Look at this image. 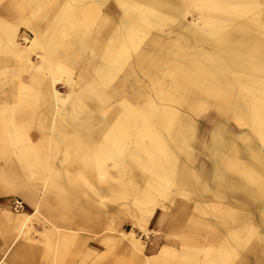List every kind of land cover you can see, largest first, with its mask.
Returning a JSON list of instances; mask_svg holds the SVG:
<instances>
[{
	"label": "rangeland",
	"instance_id": "374dc122",
	"mask_svg": "<svg viewBox=\"0 0 264 264\" xmlns=\"http://www.w3.org/2000/svg\"><path fill=\"white\" fill-rule=\"evenodd\" d=\"M6 1L8 0H0V4ZM11 1L17 13L21 9L25 10L21 22L13 27L27 25L37 32L34 35L29 30L25 31V28L21 31L19 29L16 41L23 47L28 44L24 37H37V40L27 52L34 67L23 65L17 56L13 71L6 69L0 73V89L9 83L17 84L21 75L30 76L26 83L28 91L20 93L23 100L20 102V96L18 105L20 108L27 103V119L26 122H17V128L12 130L15 138L9 132L12 116L5 113L4 108L0 109V190L7 189V192H0V264H146V256L155 255L164 245L177 250L176 254L156 264H264V250L262 255L257 256L250 248L258 239L251 229L243 230L242 236L248 238V244L244 247L224 249L218 240L220 235L225 239L236 229L230 222L221 225V218L223 221L231 220L229 214L220 210L222 207L235 211V219L243 220L245 216L255 214L258 217L264 216L258 206L264 201L263 188L257 197L249 193L239 194V190L230 185L224 188L216 177L203 179L202 171L194 168L201 164L208 165V168L214 167L212 160L218 162L219 168L222 165H232L229 155L223 153V157H220L216 147H213L212 152L207 148L222 138L215 123H219V117L225 116L220 115L218 106L212 104L219 102L217 90L216 93L209 94L204 89V77L200 74L205 69L202 64L204 60H195L191 65L186 63V58L194 56L198 48H208L214 39L213 35H209L210 29L220 26L206 25L207 39L196 42L197 46L191 47L187 55L184 54V49L166 47V41L172 39L167 40L163 32H168L170 29L167 27L177 21L174 14H169L174 20L173 23L171 21L164 25L167 28L165 31H140L129 37L127 42L113 44L114 40L111 38L116 35L114 25L107 22L101 24L105 17L102 14H106L103 8L112 6L118 11L107 9L116 16L107 14L115 24L118 22L117 15L123 18L124 31L129 28L127 23L131 21L123 14V8L114 4L113 0H97L100 15L95 14V8L90 10L94 6L89 5L91 0ZM177 1L182 3L184 12H188V22L195 23L199 15L204 14L224 15L218 10L219 5H210V0ZM101 3H105L101 6L103 8L100 7ZM234 4L237 7L241 5ZM246 5L247 3L243 7ZM260 5L264 6L262 3ZM247 9L248 7L244 11ZM251 15L242 13L241 18ZM240 24L242 21L238 23ZM7 26L9 25L0 22V54L5 56L9 55L11 42H8V38L13 37L14 31L13 27L8 29ZM231 26L228 25V28ZM98 28L104 33L99 34L101 40L95 41ZM175 34L177 32L173 31L168 36L176 38ZM107 42L110 45L106 47ZM121 45L124 51L119 49ZM146 48H150L148 53L143 50ZM105 51L113 57L112 60L104 58ZM88 60L92 65L88 64ZM103 65L107 69L99 70ZM144 70L149 75L144 76ZM40 76L48 81L59 78V90L65 99L62 106L64 109L73 107L74 96L70 98L72 88H77L86 96L89 93L94 95L99 105L95 101L83 99V106L67 114L68 122L65 125L68 126L62 127L58 125L61 123L60 114H51L49 119L48 115L46 118L44 116L47 101L43 98V89L47 83ZM157 77L163 80L157 81ZM116 85L118 90H111ZM110 90L114 93L111 98L108 96ZM121 97H127L133 106L139 104L141 110L124 121L123 131L121 130L124 140L131 146L141 141L143 146L137 148L133 155V151L127 147L120 155L112 156L108 161L107 174L103 176L96 170L97 158L101 154L98 141L102 136L92 126L79 127V122L94 118L95 115L106 118L100 115L101 107H106ZM149 98L160 104L170 105L171 110L161 116L154 114L151 112L153 105ZM117 111L118 108L112 113ZM209 113H214L215 123L206 118L205 115ZM229 118L240 131H244L239 140L230 145L240 150L239 147L243 145L248 148L242 142L245 138L246 141L251 138L260 142L249 125ZM185 120L189 125L190 122H200L202 132L207 130L202 138L203 146H196V134L192 128L189 131L185 126ZM154 127L155 131H152ZM36 128L38 132L34 135ZM131 128L145 133L140 135ZM222 135L225 137L226 133L223 132ZM154 140L163 143L146 149V144L153 145ZM30 142H34L36 153L27 155L29 177L24 175L17 162L11 164L24 182L33 180L34 185L27 182L20 190L15 191L14 186H8L14 180L11 177L7 180L3 178L5 170L1 167L4 165L5 152L12 158L13 155L9 153L11 150L29 147ZM198 142L200 144V138ZM243 160L247 161L249 158ZM78 164H81L83 173L76 167ZM192 172H196L197 176ZM232 173L242 175L238 169ZM148 180H152V185H147ZM216 181L221 185L219 187L222 191L233 188L241 200L235 199L234 193H230L229 196H232L227 198L221 197L223 193L219 197L213 195L219 189L215 188ZM261 183L264 182L258 177L253 182L250 181L249 185L256 188ZM68 186H73V189L75 187V190L69 192L73 196L66 198L61 192L62 188L66 189ZM94 186H97L96 192L93 190ZM146 190L155 200L164 204L163 207H156L147 224L142 220ZM209 197L212 199H208ZM213 203H221V206ZM39 204L41 215L34 219L30 234L12 245L18 229L15 221L20 218L22 211L33 213ZM96 217L97 219H93ZM245 224L242 222L240 226H248ZM55 227L77 230L78 234L72 242L66 244H59L54 237L48 248L44 234L46 230ZM128 230L136 231L134 241L138 240L143 245V254L123 237L122 233ZM106 239L113 241L108 243L109 240ZM184 246H187V254L178 253ZM26 248L27 255L21 254Z\"/></svg>",
	"mask_w": 264,
	"mask_h": 264
},
{
	"label": "bare ground",
	"instance_id": "6f19581e",
	"mask_svg": "<svg viewBox=\"0 0 264 264\" xmlns=\"http://www.w3.org/2000/svg\"><path fill=\"white\" fill-rule=\"evenodd\" d=\"M210 2V5H212L213 7L219 5L220 7L218 8V10H220L224 15H221L217 12V14L215 13L216 15H199L197 21H194L195 23H192L188 22V12H184L182 3L177 0H113L114 4H117V6L123 8V14L131 20L127 23L129 24V28H127L125 31L123 30L122 27L123 25H125V22L124 19L119 15H117L118 20L116 19L118 22H116L115 24L113 19L107 13H110L114 16H116V14L107 9H114L115 11L116 9L112 6L106 8L101 7L105 3H101L100 5V7L103 8L106 13L102 14L105 15V17L102 18L101 24L104 25L107 22L114 25L113 31L116 32V35L111 38L114 40L113 44L125 41L127 42V39H129V37L137 35L140 31H153V29H156V31H165V29L169 28L170 30L168 32H163L168 38L167 40L172 39V41H166V44H168L166 47H178L179 49H184V54H187V51L191 47L197 46L196 42L207 39L205 36V33L208 34V32L205 30L206 25L216 24L220 26L216 29H210L209 35H213L214 39L212 43H210L208 48H198L194 56H189V58H186V63H189V65H191L196 62L195 60H199V62H202V60H204L202 64L205 65V69L203 70V73H200L204 77V79H202L203 83H205L204 89L208 90L209 94H213V92L216 93L217 90L219 102L212 104L217 105L220 115L225 116V118L219 117V123H215V119L213 118L214 113L205 115L211 123L214 122L218 125V129L222 137L219 142L215 143L214 145L212 144V147L208 146L207 148L212 152L214 149L213 147H216L217 151L220 154V157H223V153L224 155H229V157H231L232 159V165L231 167H225L222 165L219 168L218 162H216V160H212L214 167L212 166L211 168H208V165L201 164L199 165V167L198 165H195L194 168L200 169L202 171L203 179L208 180L212 177H216V179L218 178V183L222 184L224 188H226V185H230L236 188V190H239V194L249 193L253 197H257L256 195L261 192L262 188L264 191V183H261L260 186L253 188L249 185V182H253V180L258 177L264 182V6L261 7L260 5V3L264 5V0H210ZM234 3L241 5L237 7ZM245 3H247V5L243 7ZM89 5H94L90 8V10L92 8H95L96 15L101 14L99 10L100 8L96 6L99 5V1L91 0ZM247 7V11H244ZM116 12L118 13V11ZM242 13H251L252 15L242 19ZM169 14L176 15L175 20L177 21L173 25L164 28V25L171 23V21L173 23L174 19H171ZM241 21L242 24L238 25V23ZM228 25L232 26L228 28ZM23 27L29 30L32 34H36L33 28L27 25ZM18 30L19 27H16L14 29L13 37L11 38L14 49L13 53L15 56H18V58L22 60L23 65L34 67L35 64L32 65V61L27 52L33 46L34 42H36L37 37L33 39L24 37V40L28 44L21 47L15 39ZM173 31L177 32V34L181 35V37H178L177 34H175L176 38L168 36L171 35ZM103 33L104 32L100 31V29L98 28L95 41L101 40L99 34L101 35ZM105 45L107 47L110 45V43L107 42L105 43ZM122 48L123 47L121 45L119 49L121 51H124V49ZM143 50L148 53L150 51V48H146ZM105 52L106 54L104 58L112 60L113 57L110 56L107 51ZM119 54L121 53L119 52ZM8 61L9 58H6L4 61L1 59V65L3 62ZM135 62L137 63V61ZM88 64H91L89 60ZM101 69L106 70L107 66L103 65V67H101L99 70ZM144 73V76L149 75V72L147 70H144ZM40 77L43 79L44 83H47L45 89H43V98L47 101L45 104L46 109L43 111L44 116L46 118L48 115L49 119L51 114L52 116H57L58 114H60L59 119L61 123L58 125H61L62 127L65 125V123L68 122V118L66 117V115L72 113V111H77V107L83 106V99L95 101L97 105H99L94 95L89 93V95L86 96V94H84L82 91H78L77 88H72L70 91L71 96L70 94L69 96L70 98L74 96L73 107L71 109H64V107L62 106L65 102V99L63 98V94L59 90V78L57 77L53 80L48 81L44 79V77ZM27 79V76L24 75L21 77L18 85H9L6 89L0 90V100H6L4 102L2 101L3 104L0 105V109L4 108L5 113H8L12 117H14L13 119H11L12 121H15L16 118L18 121L26 122L28 112L25 107H20V109H17L16 101L20 96V101H22L23 99L20 93L28 91L27 87L25 86V82L27 81ZM157 79V81L163 80L161 79V77H157ZM118 85H116L115 88L111 90L117 91ZM16 88L20 89L19 95H17L15 91ZM111 90L108 93V96L110 98L114 96V93ZM149 100L153 105L151 112H153L154 114L161 116L167 113L168 110H171L170 105L160 104L156 102V100L151 98H149ZM11 101L15 102L14 106L9 104V102ZM25 105L27 106V103ZM117 108L118 111L112 113V111L116 110ZM101 109L102 110L100 111V115L106 118H99L95 115L94 118H86L84 120H81L79 122V127L88 128L92 126L94 130H96V132H98L102 136V138L98 141L100 142L99 146H101V154L97 158L96 170L98 173H100V175L106 176V169L109 166L108 161L110 158H112V156L120 155L121 152L124 151V149H127V147H129L133 151L131 153V155H133L137 148L143 146V142L141 141L138 143H134V145L131 146L127 143V141L124 140L125 136L122 134V125L124 121H127L128 117L135 116L136 114L141 112V110L139 109V104H136L134 106L131 105V102L128 101L127 97H121L111 104L107 105L106 107H101ZM82 112H84V109ZM229 117L236 119L240 124L249 125V127L253 129L254 133L260 139V142L253 141L251 138H249V141H246L247 138H245L242 142L243 144H246L248 148L243 145L242 147H239L240 150H237L236 147L230 145V143L235 142V140L238 141V138L244 131L243 129H241L240 131L236 125L232 124ZM185 126L188 127L189 131H191L192 128L193 132L196 134V140L199 141L200 138V144H198L199 142L197 141L196 146H203L201 142L204 141L202 138L203 135L207 134V130L205 129L204 133L202 132V124L200 122L197 124H191L190 122L189 125V123L185 120ZM57 129L58 128H53V130ZM74 129L77 130V127L74 126ZM131 129L140 135L145 133L142 130H138L135 128ZM152 131H155V127ZM223 132L226 133L225 137L222 135ZM158 141L159 142L154 140L153 145L146 144V149L154 148L157 145H161L163 143H161L160 140ZM85 142L89 141L85 140ZM94 145L96 146L95 143ZM27 151L28 154H30L31 147L27 148ZM186 153L187 155H189L188 150L186 151ZM26 155L27 153L25 150H22L21 153L15 151L13 158L17 160L18 165L21 166L24 174L29 177V161L23 160V157ZM248 158L249 160L247 161L243 160ZM114 164L115 166H117L116 163ZM76 167L80 168L81 164H78ZM1 168L2 170H5V172L7 171L10 175H12L15 178V181H17V175L13 172V169L11 170L9 167V158L5 159L4 165H2ZM234 169L241 170L242 175H235V173H232L235 172ZM80 172L83 173L81 168ZM192 173L197 176L196 172ZM83 178H85V175ZM151 181L152 180H148L147 185H152ZM218 183L217 181L214 182V184L216 185L215 188L219 189L218 192L213 195L219 197L220 193H223L221 197L227 198L230 193H234L233 188L232 190L225 189L222 191V189L220 188L221 185ZM8 186H12V184L9 183ZM96 187L97 186L93 187V190L95 192L97 190ZM18 188L19 187L15 185V190ZM0 192H7V189L3 188V190H0ZM61 195L66 198L70 197L68 190L64 188L63 192H61ZM231 196L232 194L229 197ZM144 197H146V199L144 201L142 220L145 224H147L153 217L156 207H163L164 204H162L160 201L155 200L147 190L144 192ZM208 199H212V197H209ZM235 199L240 201L241 197L238 194H235ZM213 204L221 206V203ZM258 206L261 207V210L264 213V201ZM40 207L41 204L37 205L33 213L22 211V213L20 214V218L15 221V225L18 226V229L12 245H14L24 236L30 234L33 228L34 219L40 218ZM220 210H224L231 217V220L228 221H223L221 218V225L230 222L234 226H236V229L232 230V232L229 233L225 239H223L224 236L221 235L218 237L221 246H223L224 249H228L234 246L244 247L248 244V238L242 236L243 230L251 229L252 232L257 235L258 239L251 244L250 248L252 249L254 255H262V252L264 250V216L258 217L255 214V216L251 217L245 216L242 220L235 219V216L233 215L235 214V211L227 207H222ZM93 219H97V217ZM242 222H245V225L248 226H240V223ZM135 233V230H128L124 231L122 235H124L123 237L125 239L134 244V248L136 250L143 254V245L138 240L134 241ZM76 234H78L77 230H63L61 228L55 227V229L46 230L44 237L46 238L47 247L50 248L54 237H56L59 244H66L68 242H72V239H74ZM106 240H109L108 243L113 241L110 239ZM186 247L187 246H184L178 253H183L185 255V253L187 252ZM27 250L28 248L24 249L21 254L24 253L25 255H27ZM175 251L177 250L164 245L155 255L146 256V264H156L157 262L166 259V257L175 255ZM7 252L8 250L6 251V253ZM186 257H188V255H186Z\"/></svg>",
	"mask_w": 264,
	"mask_h": 264
},
{
	"label": "crops",
	"instance_id": "0c3cea01",
	"mask_svg": "<svg viewBox=\"0 0 264 264\" xmlns=\"http://www.w3.org/2000/svg\"><path fill=\"white\" fill-rule=\"evenodd\" d=\"M24 9H21L20 10V13H17L16 12V9L14 8V4L12 3V1L11 0H8V1H6V2H4V3H2V4H0V22L3 24V25H9V26H7L8 27V29L9 28H12L13 26H15L17 23H20L21 22V20H22V18H23V15H24ZM19 20V21H18ZM17 26H19V29H20V31L24 28L23 26L24 25H17ZM16 27H13V29H15ZM35 28V27H34ZM36 30V29H35ZM25 31H28L27 29H25ZM37 33V32H36ZM8 42H11V39L10 38H8ZM10 48H9V55H7V56H5V55H1L0 54V73L2 72V71H4V70H6V69H8L9 70V72H11V71H13V69H14V66H15V59H16V57L17 56H15L14 55V53H13V51H14V49H13V45H12V42L10 43ZM6 58H9V61L8 62H3L2 63V65H1V59L4 61ZM22 76H24V75H21V77ZM26 76H27V81L25 82V86H26V83L30 80V76L28 75V74H26ZM21 77H20V79H21ZM19 82H20V80H19ZM19 82L17 83V84H13V83H9L8 84V86L9 85H18L19 84ZM8 86H5V87H3L2 89H0V90H3V89H6ZM27 87V86H26ZM27 89H28V87H27ZM15 91H16V93H17V95H19V93H20V89H18V88H16L15 89ZM3 102L4 101H6V100H2ZM2 101L0 100V105L1 104H3L2 103ZM20 102H22V101H20ZM20 102H19V99H17V101H16V104H17V109H20L19 107H18V105H20ZM9 104L10 105H12V106H14L15 105V102H9ZM28 106V105H27ZM26 105H24V106H22V107H27ZM26 110H27V112H28V109L26 108ZM28 114V113H27ZM11 116V115H10ZM14 117H11V119H13ZM17 122H20V121H18L16 118H15V121H12L11 120V123H12V127H11V129H10V134H11V136L12 137H14L15 138V135H13V133H12V130H14V129H16L17 127H16V124H17ZM15 127V128H14ZM37 132H38V128H36L35 129V132H34V135H37ZM27 139L29 140L30 138H28L27 137ZM15 141H16V139H15ZM32 144V145H31ZM29 145H31V146H25V147H22V148H17L16 150L14 149V150H11V152H9V153H11L13 156H12V158L10 157V155L7 153V152H5V159H7V158H9V167H10V169L12 170L13 169V172L17 175V181H15V178L12 176V175H10L7 171L5 172V174H4V176H3V178H5V180H7L9 177H11L13 180H14V182H12V186H10V187H13L14 186V189H15V185L16 186H18L19 188L18 189H16L15 191H18V190H20L23 186H24V184L25 183H27V182H29V181H23L22 179H21V177H20V174H18L17 172H15L14 171V166L11 164V163H13L14 164V162L16 163L17 162V160H15L13 157H14V152L15 151H18V153H21V151L22 150H25L26 151V153H27V155H28V151H27V148H30L31 147V154L32 153H36L35 152V144H34V142H30V144ZM13 147H16L15 145L13 146ZM7 155V156H6ZM27 155L26 156H24L23 157V160L24 161H27ZM5 161V160H4ZM41 161H43V162H45L44 160H41ZM17 164H18V162H17ZM19 166V168L21 169V166L20 165H18ZM10 175V176H9ZM25 175V174H24ZM26 176V175H25ZM0 177H2V173H0ZM19 178H20V180L22 181H19ZM76 181H74L73 182V184H74V186L76 185V183H75ZM16 183V184H15ZM29 184H31V185H34L33 184V180H31L30 182H29ZM21 187V188H20ZM73 186H68L67 188H66V190H68V192H71V191H73L74 189L72 188ZM62 188V187H61ZM63 189V188H62ZM65 189V188H64ZM69 196L71 197V196H73V195H70L69 194Z\"/></svg>",
	"mask_w": 264,
	"mask_h": 264
}]
</instances>
